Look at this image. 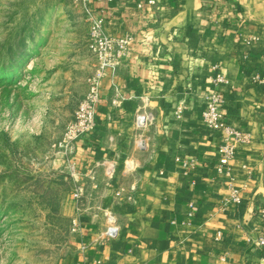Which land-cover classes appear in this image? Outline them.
Here are the masks:
<instances>
[{
  "label": "crops",
  "instance_id": "1",
  "mask_svg": "<svg viewBox=\"0 0 264 264\" xmlns=\"http://www.w3.org/2000/svg\"><path fill=\"white\" fill-rule=\"evenodd\" d=\"M148 1L92 4L109 36L131 39L118 95L101 82L96 127L78 149L85 174L108 182L102 215L112 212L119 232L98 243L105 217L81 220L76 250L60 264H264L255 245L264 237V0ZM214 72L225 80L226 124L248 137H229L227 165L226 135L202 122ZM139 109L153 116L142 129Z\"/></svg>",
  "mask_w": 264,
  "mask_h": 264
},
{
  "label": "rangeland",
  "instance_id": "2",
  "mask_svg": "<svg viewBox=\"0 0 264 264\" xmlns=\"http://www.w3.org/2000/svg\"><path fill=\"white\" fill-rule=\"evenodd\" d=\"M87 42L75 0H0V264H60L74 222L104 217L108 182L85 174L82 140L61 147L95 73Z\"/></svg>",
  "mask_w": 264,
  "mask_h": 264
},
{
  "label": "built area",
  "instance_id": "3",
  "mask_svg": "<svg viewBox=\"0 0 264 264\" xmlns=\"http://www.w3.org/2000/svg\"><path fill=\"white\" fill-rule=\"evenodd\" d=\"M114 0H75L83 10L86 23L88 25V42L87 47L90 55L95 61V73L88 80V91L86 96L78 105L74 120L68 127L67 132L63 138L61 147L64 149L72 148L71 145L76 140H83L96 127L95 114L96 109L100 103V85L105 79L111 81V87L113 88L114 97L118 95V87L114 81L117 69L122 60L127 56L129 51V44L131 39L129 37L123 39H117L109 36L105 31V19L98 9L93 8L95 2H113ZM148 5L154 6L155 0H149ZM141 7V5H139ZM217 68H214V70ZM225 80L219 73L214 72L212 79L213 91L204 98L205 109L202 113L203 125L211 130L222 131L226 135L225 144L219 147L221 154V162L223 165H227L233 158L234 145L229 144V137H232L235 143L246 142L248 137L240 131L230 128L224 119L221 112L222 96L218 92V86L224 83ZM112 101L113 105H119L123 98L117 97ZM143 102V101H142ZM185 106L177 107L175 109V118L180 120L183 116ZM153 121L151 113L143 112L141 109L137 110L134 116V125L137 129L145 128ZM146 144L143 140L136 142V148L138 150H144ZM113 172V165L109 166L107 173L110 176ZM233 201L239 203V198L236 196V192L233 193ZM82 189L79 188L75 194L76 200L81 199ZM264 216V210L261 211ZM106 220V227L99 234L98 243L107 242L115 239L119 232V226L116 216L109 211L104 212ZM81 219L78 218L74 222V226L77 229V233H80ZM256 247L261 248L264 251V237L258 238L255 242Z\"/></svg>",
  "mask_w": 264,
  "mask_h": 264
}]
</instances>
